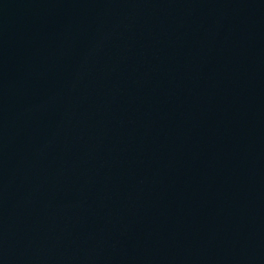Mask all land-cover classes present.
I'll return each mask as SVG.
<instances>
[{
  "label": "water",
  "instance_id": "95a60500",
  "mask_svg": "<svg viewBox=\"0 0 264 264\" xmlns=\"http://www.w3.org/2000/svg\"><path fill=\"white\" fill-rule=\"evenodd\" d=\"M0 264H264V0H0Z\"/></svg>",
  "mask_w": 264,
  "mask_h": 264
}]
</instances>
